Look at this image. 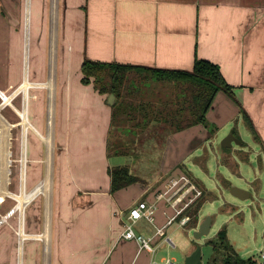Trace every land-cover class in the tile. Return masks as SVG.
Returning <instances> with one entry per match:
<instances>
[{"label": "crops", "instance_id": "1", "mask_svg": "<svg viewBox=\"0 0 264 264\" xmlns=\"http://www.w3.org/2000/svg\"><path fill=\"white\" fill-rule=\"evenodd\" d=\"M78 18L80 23H71ZM85 57L184 70H192L196 57L207 59L219 65L236 100L219 91L206 125L167 137L163 174L111 193L106 152L98 153L101 178L88 167L71 171L65 153L82 142L107 143L111 107L107 95L81 82ZM0 88L24 92L25 125L44 149L32 158L42 177L29 191L34 197L21 206L22 222L15 214V223L0 225L8 224L9 231L0 235V264H153L164 258L157 254L165 241L176 246L169 227L188 224L181 225L180 216L166 225L175 210L167 197L159 198L178 189L170 187L173 180L188 177L181 164L201 166L193 161L201 156L198 149L232 125L257 132L264 155V0H0ZM36 103L43 113L40 127L31 120ZM141 201L157 205L154 222L133 224L152 239V249L123 236L130 209Z\"/></svg>", "mask_w": 264, "mask_h": 264}, {"label": "rangeland", "instance_id": "2", "mask_svg": "<svg viewBox=\"0 0 264 264\" xmlns=\"http://www.w3.org/2000/svg\"><path fill=\"white\" fill-rule=\"evenodd\" d=\"M38 15L37 19L35 17L33 24L34 34H37L36 31L39 28L38 22L40 20L38 19ZM55 18L53 19V32L51 35L53 42L55 40V27L57 26ZM71 23H80L79 18ZM72 27L79 30L77 24H73ZM55 55L56 53L52 51L53 60ZM71 73L74 75V69H72ZM14 103L20 106L19 99ZM36 106L32 104L31 120L40 127L38 118L42 120L43 113L39 110L40 104L36 103ZM0 113V126L4 132V149H8V137L12 136V156L16 159L12 166L10 190L19 192L21 179L19 175L20 166L17 159L20 157V128L19 126L12 128L10 125L12 122H17L19 117L9 106L2 108ZM229 134L236 136L241 141V144L234 141L232 146L224 147L222 141ZM108 135L106 147L105 145L102 146V144L89 141L82 142L76 147H70L65 153L67 157L71 158V162L68 164L71 171L82 173L88 167L93 170L94 176H100L101 178L104 162L98 153L106 152L105 158L109 167L127 165L131 172L140 176L141 179H154L163 174L162 161L166 151V139H155L143 143L132 142L135 145H131V140L117 137L114 131ZM39 143L40 141L38 142L34 133L30 131L27 150L30 160L28 162V176L26 180L28 192L42 177L39 167L40 162L33 161L32 159L40 158L44 153V149ZM262 145L263 143L258 137V133L251 130L248 125L242 127L241 131L235 125H232L220 131L214 140L206 142L204 147L199 148L196 152L202 157H195L196 159L193 158V161L200 162L201 164L206 157L207 166L205 168L201 167L203 164L199 166L198 163L193 164L191 162L186 163V165H180V168L189 177L192 185L195 184L203 191L205 199L199 211L196 227L188 225L179 227L175 223L169 227L167 232L176 243V246L165 241L160 250H158V260L163 256H172L176 259L177 264H185L187 256L185 253L188 250L192 251L195 243H198L202 248L203 264H206L207 259L213 253L212 247L206 242L215 237L217 231L225 226L228 230L230 243L242 257L254 256L261 264H264V260L261 257V252L264 250V155L261 153L263 152ZM119 147L127 150L126 153L117 154L116 152H118ZM51 150H54V148L50 147ZM55 150L59 153L61 148L57 147ZM198 155L196 154L195 156ZM51 165L52 163L50 162ZM75 181L81 183L82 180L78 178ZM232 186L246 190L249 196L245 199L235 197L231 192ZM12 204V201L7 200L2 211L5 212ZM207 216L212 217L210 233L197 239L194 237L193 232ZM9 223L13 224L15 222L10 220ZM7 225H4L0 229V235L3 231L9 232L6 227Z\"/></svg>", "mask_w": 264, "mask_h": 264}, {"label": "trees", "instance_id": "3", "mask_svg": "<svg viewBox=\"0 0 264 264\" xmlns=\"http://www.w3.org/2000/svg\"><path fill=\"white\" fill-rule=\"evenodd\" d=\"M81 74L83 84H93L95 90L107 95V98L114 94L116 99L110 105L108 134L114 131L117 137L131 140V145H135L132 142L167 139L170 134L188 127L206 125L207 113L221 90L236 100L233 87L225 80L219 65L198 57L192 70L106 62L85 57ZM126 151L119 147L116 153L125 154ZM203 160L201 164L205 168L206 157ZM108 174L111 193L143 181L127 165L108 167ZM204 196L202 191L201 196L185 211L191 218L188 226H197ZM206 243L213 251L206 264H261L254 256L245 258L236 251L225 226Z\"/></svg>", "mask_w": 264, "mask_h": 264}, {"label": "built area", "instance_id": "4", "mask_svg": "<svg viewBox=\"0 0 264 264\" xmlns=\"http://www.w3.org/2000/svg\"><path fill=\"white\" fill-rule=\"evenodd\" d=\"M21 90L15 88L13 91L8 92L0 88V110L6 106H9L19 117V121L12 123L11 127L20 128L19 136V147H20V157L17 159L20 166V190L19 192L11 191L10 185L12 183L11 174L12 166L16 159L13 158L12 151V136L8 137L9 145L8 149H4V132L3 128L0 126V225L6 222H9L10 218L13 215H18L19 223L23 220L24 208L23 204L28 203L32 198V192H27L26 190V180H27V166L29 162L27 150H28V126L25 125L26 122V100L24 92L22 94ZM18 96H21V108H18L14 103ZM7 140V139H6ZM24 176V184L22 178ZM182 181V184H179ZM194 184V183H193ZM190 179L186 176H182L177 180H173L170 187L178 188L176 191L169 193V190H166L164 194H160L159 198L167 197V201L170 202L171 207L174 208L175 214L168 217L166 225L173 224L178 217L181 216L179 223L185 225L190 221V216L185 214L187 208L201 196L202 191L196 185H192ZM40 187V185H39ZM38 187V188H39ZM168 195V196H167ZM7 200L12 201L13 204L5 212L2 211L4 205L7 203ZM157 210L156 203H147L146 201L139 202L136 206L132 207L129 211L130 223L125 227V232L123 236L126 239L136 240L141 248L152 249V239L146 237L143 234H138L133 228V224L138 220L145 218L150 222H154L155 212ZM157 234L164 235L165 230L163 228L157 229ZM169 239V238H168ZM171 241V240H170ZM261 257L264 260V250L261 252ZM153 264H177L176 259L173 257H164L160 261L153 260Z\"/></svg>", "mask_w": 264, "mask_h": 264}, {"label": "water", "instance_id": "5", "mask_svg": "<svg viewBox=\"0 0 264 264\" xmlns=\"http://www.w3.org/2000/svg\"><path fill=\"white\" fill-rule=\"evenodd\" d=\"M115 99L116 98L114 94H110L107 98L108 104L112 105L115 102ZM234 141L241 144V141H239L236 136H234L233 134H229L223 139L222 145L224 147H230L232 146V143ZM231 192L235 197L241 199H245L249 196V193L246 190L239 188L237 186H232ZM211 224H212V217L207 216L194 230L193 232L194 237L199 239L205 235H208L211 230ZM185 264H203L202 248L198 243H195L194 249L186 256Z\"/></svg>", "mask_w": 264, "mask_h": 264}, {"label": "bare ground", "instance_id": "6", "mask_svg": "<svg viewBox=\"0 0 264 264\" xmlns=\"http://www.w3.org/2000/svg\"><path fill=\"white\" fill-rule=\"evenodd\" d=\"M53 117V116H52ZM51 119V118H50ZM22 182L24 183V176H23V178H22ZM37 189H39V188H37ZM34 191V190H33Z\"/></svg>", "mask_w": 264, "mask_h": 264}]
</instances>
